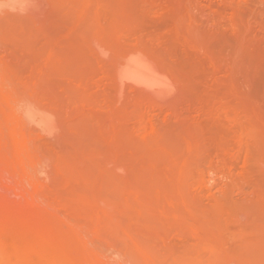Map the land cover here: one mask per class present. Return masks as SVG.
<instances>
[{
  "label": "rangeland",
  "instance_id": "374dc122",
  "mask_svg": "<svg viewBox=\"0 0 264 264\" xmlns=\"http://www.w3.org/2000/svg\"><path fill=\"white\" fill-rule=\"evenodd\" d=\"M23 1L0 0V264H264V0ZM133 51L168 96L116 79Z\"/></svg>",
  "mask_w": 264,
  "mask_h": 264
},
{
  "label": "bare ground",
  "instance_id": "6f19581e",
  "mask_svg": "<svg viewBox=\"0 0 264 264\" xmlns=\"http://www.w3.org/2000/svg\"><path fill=\"white\" fill-rule=\"evenodd\" d=\"M24 1H27V0H24ZM23 1V2H24ZM30 1V0H29ZM42 2L44 1V0H41ZM223 1V0H222ZM225 1V0H224ZM228 2V1H227ZM227 2H226V4H227ZM39 3H40V1H39ZM44 3V2H43ZM42 3V4H43ZM200 3V2H199ZM201 3H202V1H201ZM207 3V2H206ZM205 3V1H204V4H206ZM19 4V3H18ZM46 4V3H45ZM229 4V3H228ZM21 5V4H20ZM19 5V6H20ZM27 5V4H26ZM47 5V4H46ZM28 6V5H27ZM35 6V5H34ZM33 6V7H34ZM4 7H6V6H4ZM26 7V6H25ZM30 7V6H29ZM32 7V8H33ZM46 7V6H45ZM226 7V6H225ZM21 8V7H20ZM23 8V7H22ZM18 10H19V8H18ZM43 11V10H42ZM41 11V12H42ZM16 12V11H15ZM32 12V11H31ZM38 12V11H37ZM30 14V13H29ZM210 14H212V13H209L208 14V16H210ZM34 15V14H33ZM35 16H36V14H35ZM38 17V16H37ZM15 54V53H14ZM15 57H16V55H15ZM11 58H12V56H11ZM18 59V58H17ZM16 59H14V60H12V61H15ZM18 61V60H17ZM9 62V61H8ZM13 63V62H12ZM16 63V62H15ZM9 64V63H8ZM17 64V63H16ZM19 64V63H18ZM17 64V65H18ZM13 65V64H12ZM11 66V65H10ZM14 66V65H13ZM8 67H9V65H8ZM7 68V67H6ZM115 68H116V74L118 75V78H116L117 80H120V81H125L126 80V85H131L132 84V86H133V88H135V87H137V88H140V90L143 92L144 90H145V92L147 91V93L149 92V95L150 94H152V95H163V96H168V94L172 91V89H173V81L170 79V77L164 72V71H162L160 68H159V66L158 65H156L152 60H151V58L148 56V55H145L144 53H142V52H139V51H133L132 53H128V54H125L124 55V57H121V59L116 63V66H115ZM120 81H118L120 84H121V82ZM127 81H128V83H130V84H128L127 83ZM123 85V84H122ZM131 86V87H132ZM136 88V89H137ZM143 89V90H142ZM146 93V94H147ZM239 96V95H238ZM32 98V97H31ZM162 98H164V97H162ZM162 98H160V99H162ZM240 98H241V96H240ZM239 98V99H240ZM19 99V98H18ZM33 99V98H32ZM31 99V100H32ZM165 99V98H164ZM242 99H243V97H242ZM39 100V99H38ZM37 100V101H38ZM22 102L24 101V99L23 100H21ZM25 101H27V100H25ZM24 101V102H25ZM33 102V104H35V105H38L39 104V106H41V110H42V106L43 105H41V103L38 101L37 103L38 104H36L35 102H36V100L34 101H32ZM27 103H28V101H27ZM31 104V105H30ZM28 103V105H30V112L32 113L33 111H37L40 107H35V106H33V104L32 103ZM20 105L22 106V104L20 103ZM18 106V107H20L21 108V106ZM24 105V104H23ZM45 105V104H44ZM28 107V106H27ZM43 108H45V107H43ZM46 108H47V106H46ZM45 108V109H46ZM51 109V108H50ZM28 110V111H29ZM44 110V109H43ZM47 110H49V109H47ZM28 111H26V112H28ZM40 111V110H39ZM46 111V110H45ZM41 112V111H40ZM47 112V111H46ZM43 113L44 115H46L47 113ZM49 112V111H48ZM52 112V111H51ZM54 112V111H53ZM28 115L30 114V113H27ZM245 115V114H244ZM27 116V115H26ZM26 116H24V117H26ZM33 116H34V114H33ZM33 116H32V120H30L31 118H29V120H30V122H32V123H34L35 121L37 122V120H35L34 121V118H33ZM38 116V115H37ZM240 116V115H239ZM246 116V115H245ZM44 117V116H43ZM51 117V116H50ZM55 117V116H54ZM47 118H49V115L47 114ZM239 118V117H238ZM241 118H242V116H241ZM240 118V119H241ZM24 119V118H23ZM37 119H39L40 121H41V119L40 118H38L37 117ZM43 119H45V118H43ZM25 120V119H24ZM49 120H52V118L50 119L49 118ZM242 120H243V118H242ZM244 120H245V117H244ZM34 121V122H33ZM26 122H29L28 121V118H27V120H26ZM36 122L34 123V124H36ZM242 122V121H241ZM41 123V122H40ZM40 123H38V125L40 124ZM45 123V122H44ZM48 123H49V121H48ZM47 124V123H46ZM45 124V125H46ZM53 124V128L51 127L50 129L52 130V129H55L54 128V123H52ZM58 125V124H57ZM39 126H41V124L39 125ZM43 127V126H42ZM41 127V128H42ZM48 127H50V126H48ZM39 129V128H38ZM48 129V128H47ZM49 129V130H50ZM44 130V129H43ZM50 130V131H51ZM49 131V132H50ZM54 131V130H53ZM51 133V132H50ZM49 133V134H50ZM53 133V132H52ZM46 134H48V132H46ZM52 135V134H51ZM50 135V136H51ZM263 164H264V162H262ZM262 164V165H263ZM8 166V165H7ZM211 168H213V167H211ZM211 170V169H210ZM6 171V170H5ZM3 172V171H2ZM212 174H213V172H212ZM226 174V173H225ZM2 175V174H1ZM4 175V174H3ZM215 175V174H214ZM221 175H223V173L222 174H220V177H221ZM211 177V176H210ZM215 177V176H214ZM213 176H212V178H214ZM217 177V176H216ZM223 177H225L224 175H223ZM219 178V177H218ZM222 178V177H221ZM228 178V177H227ZM227 178H225V179H227ZM214 179H216V178H214ZM213 179V180H214ZM5 180H6V178H5ZM211 180V182H212V179H210ZM209 180V181H210ZM209 181H206V183H208V185L207 186H209ZM222 181V180H221ZM215 183V182H214ZM222 183H223V181H222ZM212 185V184H211ZM206 186V187H207ZM215 187V186H214ZM213 187V188H214ZM208 189H209V187H208ZM207 189V190H208ZM210 192V191H209ZM8 193V192H7ZM201 198V197H200ZM210 198V197H209ZM48 199V198H47ZM46 199V200H47ZM48 201V200H47ZM50 201V200H49ZM108 205H110V204H108ZM112 205H114V204H112ZM125 205V204H124ZM124 205H122V206H124ZM106 206H107V204H106ZM115 206V205H114ZM114 206L113 207H111V208H114ZM117 206V205H116ZM119 206V205H118ZM120 207V206H119ZM116 209H117V207H115ZM131 208V207H130ZM121 209H124V208H121ZM128 210V209H127ZM152 210H153V208H152ZM113 211V210H112ZM114 211H116L115 209H114ZM60 212V211H59ZM61 213V212H60ZM108 213H109V211H108ZM110 214V213H109ZM64 215V214H63ZM180 215H182V214H180ZM178 216V215H177ZM183 217H185V216H183ZM179 218V217H178ZM182 218V217H181ZM175 220V219H174ZM177 220V219H176ZM179 220V219H178ZM174 223H175V221H173ZM183 223V222H182ZM74 224V223H73ZM178 224V223H177ZM180 225V224H179ZM182 225V224H181ZM2 249H4V248H2ZM1 254H3L2 252H1ZM3 262V261H2ZM32 262V261H31ZM16 264H18L17 262H16ZM22 264H30V263H26V262H24V263H22ZM32 264V263H31Z\"/></svg>",
  "mask_w": 264,
  "mask_h": 264
}]
</instances>
